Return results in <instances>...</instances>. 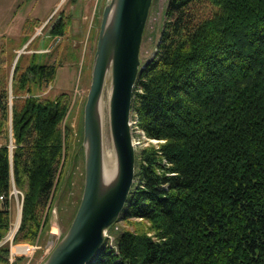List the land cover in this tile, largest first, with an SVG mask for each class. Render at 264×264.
Returning <instances> with one entry per match:
<instances>
[{"label":"trees","instance_id":"1","mask_svg":"<svg viewBox=\"0 0 264 264\" xmlns=\"http://www.w3.org/2000/svg\"><path fill=\"white\" fill-rule=\"evenodd\" d=\"M164 14L156 54L132 90L134 126L156 141L134 153L118 217L133 228L87 264H264V0H167ZM35 21L24 20L16 39L0 35V194L11 185L22 193L12 242L28 244L45 222L68 138V94L32 93L58 65L31 54L24 66L18 55L10 76L5 68ZM66 24L57 18L50 36ZM0 204L1 239L6 198ZM6 255L0 245V263Z\"/></svg>","mask_w":264,"mask_h":264},{"label":"rangeland","instance_id":"2","mask_svg":"<svg viewBox=\"0 0 264 264\" xmlns=\"http://www.w3.org/2000/svg\"><path fill=\"white\" fill-rule=\"evenodd\" d=\"M110 0H0V18L5 21L0 24V35L17 38L22 22L27 18L36 21L29 33L26 45L22 44L15 51L22 58L24 66L31 54L36 56L37 62H49L56 66L53 79L43 88L32 86V93L38 97L53 98L59 92L68 94V106L61 121L66 128L68 138L67 147L62 152L58 176L52 186L48 205L45 209V222L39 231L38 237L30 245V253L12 256L9 252L10 239L3 240L12 226L19 225L22 193L16 189L11 192L10 186L6 196L8 205V225L0 245L7 248V263L0 264H42L58 241L65 234L76 207L78 205L83 186V139H82V111L90 82V69L92 64L95 41L98 32L102 7ZM167 0H151V4L144 23L139 46L140 65L152 59L157 50L159 34L165 20V6ZM57 18L67 21L65 31L61 36H50L49 29ZM7 29L3 31V29ZM41 55L42 58L40 57ZM15 57V56H14ZM18 57V56H17ZM46 59V61H44ZM14 60V58H13ZM5 67L10 73L15 61ZM106 79V78H105ZM103 82L99 100L102 103V126L100 128L101 148L112 151L108 123V91ZM130 132L134 146V153L148 143L155 144V140L144 137L142 132L134 126V117L130 113ZM111 147V148H110ZM1 205V204H0ZM17 207V208H16ZM15 217V218H14ZM16 219V220H15ZM139 222L132 218L131 222ZM14 223V224H13ZM133 225L118 218L104 232V245L114 248L115 238L121 230H132ZM15 233V232H14ZM102 243V244H103Z\"/></svg>","mask_w":264,"mask_h":264},{"label":"water","instance_id":"3","mask_svg":"<svg viewBox=\"0 0 264 264\" xmlns=\"http://www.w3.org/2000/svg\"><path fill=\"white\" fill-rule=\"evenodd\" d=\"M150 4L151 0H110L102 7L82 111V192L65 234L42 264H87L101 247L105 230L118 219L123 209L134 176L129 119L132 90L137 73L143 67L138 53ZM24 45L26 43L22 47ZM108 64V123L116 175L111 186L100 191L101 136L94 106Z\"/></svg>","mask_w":264,"mask_h":264},{"label":"bare ground","instance_id":"4","mask_svg":"<svg viewBox=\"0 0 264 264\" xmlns=\"http://www.w3.org/2000/svg\"><path fill=\"white\" fill-rule=\"evenodd\" d=\"M104 83H106L105 84L106 91H108V94H109L110 93V66L109 64L107 65L105 73H104ZM101 102L98 98L94 106V117L100 128L102 126V114H101L102 113L101 111L102 103ZM115 175H116V159H115L114 150L112 149L111 151L108 148H105V149L101 148L100 177H99L100 191H103L109 186H111V184L113 183L115 179Z\"/></svg>","mask_w":264,"mask_h":264},{"label":"built area","instance_id":"5","mask_svg":"<svg viewBox=\"0 0 264 264\" xmlns=\"http://www.w3.org/2000/svg\"><path fill=\"white\" fill-rule=\"evenodd\" d=\"M11 192L9 193H13L14 195L16 194V190L14 188L13 185H11ZM3 198V195L0 194V200ZM17 223L15 222V224L12 226V228L8 231L7 235L4 237V241L6 239H10L11 236L14 234L15 232V228H16ZM33 250V246L28 244V243H9V252H11L12 256H16V255H22V254H27L30 253Z\"/></svg>","mask_w":264,"mask_h":264},{"label":"crops","instance_id":"6","mask_svg":"<svg viewBox=\"0 0 264 264\" xmlns=\"http://www.w3.org/2000/svg\"><path fill=\"white\" fill-rule=\"evenodd\" d=\"M5 21V18H0V24ZM7 29H3V31H6Z\"/></svg>","mask_w":264,"mask_h":264}]
</instances>
